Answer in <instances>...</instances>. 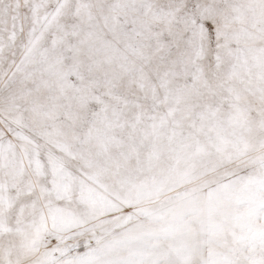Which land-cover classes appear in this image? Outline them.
<instances>
[{
  "label": "snow or ice",
  "instance_id": "6c2138e0",
  "mask_svg": "<svg viewBox=\"0 0 264 264\" xmlns=\"http://www.w3.org/2000/svg\"><path fill=\"white\" fill-rule=\"evenodd\" d=\"M0 264H264V0H0Z\"/></svg>",
  "mask_w": 264,
  "mask_h": 264
}]
</instances>
